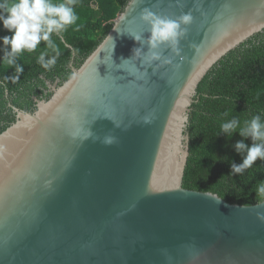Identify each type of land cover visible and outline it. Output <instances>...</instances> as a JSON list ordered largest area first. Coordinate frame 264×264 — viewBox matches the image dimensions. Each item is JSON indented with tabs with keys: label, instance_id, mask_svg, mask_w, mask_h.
<instances>
[{
	"label": "water",
	"instance_id": "water-1",
	"mask_svg": "<svg viewBox=\"0 0 264 264\" xmlns=\"http://www.w3.org/2000/svg\"><path fill=\"white\" fill-rule=\"evenodd\" d=\"M180 3L130 0L69 79L48 83L47 100L35 99L33 112L9 105L15 120L0 133V264H264V200L230 204L183 188L197 86L264 30V0ZM146 7L193 15L181 55L147 72L139 59L120 64L140 47L127 33L149 35ZM76 126L117 142L73 138Z\"/></svg>",
	"mask_w": 264,
	"mask_h": 264
},
{
	"label": "trees",
	"instance_id": "trees-1",
	"mask_svg": "<svg viewBox=\"0 0 264 264\" xmlns=\"http://www.w3.org/2000/svg\"><path fill=\"white\" fill-rule=\"evenodd\" d=\"M129 1L76 0L79 19L63 33V41L53 35L61 55L50 70L36 62L43 42L35 52L24 51L17 56L24 71L15 82L9 78L15 74L14 67L0 64V133L14 122L10 119L15 114L7 106L8 100L12 106L26 111L31 96L43 93L48 83L57 80L60 86L69 79L71 66L79 68L97 48ZM5 35L11 33L0 24V37ZM50 96L48 93L44 100ZM187 115L184 135L188 137L189 154L183 188L216 194L230 204L251 206L263 201L264 195L257 192V185L264 181V161L258 159L242 173L230 174L231 163L240 164L245 155L236 151L235 143L251 145V137H242L237 130L229 138L221 132V124L235 118L243 127L256 115L264 121V30L229 52L206 73Z\"/></svg>",
	"mask_w": 264,
	"mask_h": 264
},
{
	"label": "clouds",
	"instance_id": "clouds-1",
	"mask_svg": "<svg viewBox=\"0 0 264 264\" xmlns=\"http://www.w3.org/2000/svg\"><path fill=\"white\" fill-rule=\"evenodd\" d=\"M76 0H63V2L53 3L52 0H3L0 2V24L11 33L0 37V64L14 67L15 74L10 79L15 82L24 71L23 66L17 63V56L24 52H35L41 42L44 48L39 52L36 62L45 70H50L57 63L61 55V50L53 40V35L63 41V33L79 19L75 11ZM177 5L182 7L180 0ZM199 10V9H196ZM140 19L148 25L149 35L145 37L142 33H127L140 47L132 49L130 58H121L124 64L133 58L139 59L144 71L152 68L154 62L162 65L173 64L175 57L181 55L179 47L181 39L187 34V26L193 21L192 10L182 13L176 18L165 15H158L150 8H143ZM147 51H143L144 46ZM169 55H165V52ZM119 64V65H120ZM147 65V67H145ZM137 70H140L137 68ZM73 75V79H75ZM145 123H150V117L144 118ZM114 126L120 125L113 122ZM239 131L242 137H251L253 143L245 144L237 141L234 145L237 152H244L245 155L240 164L231 163L230 174H240L245 169L251 168L259 159L264 161V121L259 115L253 116L245 122L243 127L240 122L233 118L221 124V132L227 134L229 138L232 133ZM73 138L86 140H100L105 145H112L117 142L113 135H105L102 139L96 135L89 127H74L70 133ZM257 192L264 195V181L257 185ZM258 219L264 221V212L257 213Z\"/></svg>",
	"mask_w": 264,
	"mask_h": 264
},
{
	"label": "flooded vegetation",
	"instance_id": "flooded-vegetation-1",
	"mask_svg": "<svg viewBox=\"0 0 264 264\" xmlns=\"http://www.w3.org/2000/svg\"><path fill=\"white\" fill-rule=\"evenodd\" d=\"M52 86L58 87V82L57 80L54 81L53 83H49ZM51 93L49 87L46 85V89L44 90L43 93H39L38 96H31V105L28 107V110H26V112H32L36 109V102L35 99H37L38 101H43L44 99H46L47 94ZM11 105V101L8 100L7 106ZM24 111V110H23ZM10 119L15 120V116L14 117H10Z\"/></svg>",
	"mask_w": 264,
	"mask_h": 264
}]
</instances>
